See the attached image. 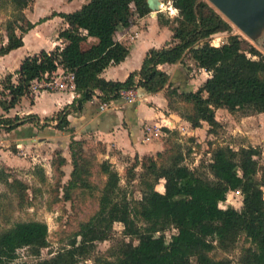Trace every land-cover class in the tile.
<instances>
[{"label": "trees", "instance_id": "obj_1", "mask_svg": "<svg viewBox=\"0 0 264 264\" xmlns=\"http://www.w3.org/2000/svg\"><path fill=\"white\" fill-rule=\"evenodd\" d=\"M30 1L0 0L12 8L11 17L5 23L7 40L0 45V55L22 45L23 33L31 26L24 22V8ZM170 1L178 11L174 18L177 24L171 25L174 42L149 48L140 68L131 71L124 80L105 79L100 73L108 64L117 63L127 55V45L116 39L115 32L119 26L129 25L134 15L149 12L147 0H86L73 11L52 12L67 23L57 34L63 46L24 56L16 70L17 81L12 82L11 74H7L2 82L7 89L3 94L8 97L0 98V105L3 109L14 106L29 92L33 79L50 74L60 65L73 72L75 91L79 95L56 112L55 126L58 128L66 126L72 131L67 119L70 108H80L84 101H92L96 90L100 101L108 102L122 98L120 89L134 84L145 92L164 88L170 108L177 109V100L188 103L190 111L180 114L194 127L206 121L210 135L221 125L215 114L217 107H225L230 112L245 107L263 112L264 57L261 52L237 34L213 44L210 36L231 29V24L206 0ZM157 17L161 18V14ZM170 21L165 19L166 24ZM90 35L95 36L97 42L82 49V41ZM183 55L199 67L213 69L196 89L179 90L158 67L160 63L176 62ZM30 120L43 126L38 116L32 114L0 117L7 130ZM74 143L78 141L70 137L73 168L67 186L78 182L88 185L82 175L88 172L87 167L79 163ZM163 150L133 158L132 167L140 163L145 175L141 198L133 203L119 187L117 169L101 162L100 169L106 179L98 209L88 220L79 223L69 247L58 251L48 261L36 264H74L78 255L87 254L96 241L108 237L114 221L121 222L125 235L134 237L137 242L123 241L119 254L113 259L97 256L94 264H230L229 258L214 257L210 251L216 244L227 246L240 233L251 243L243 247L240 264H264V170L261 177H257L258 147H214L207 163L211 177L183 163L181 151L170 155L167 164H158L156 156H162ZM60 160L63 163L66 159L62 156ZM38 169L42 174L41 168ZM0 180L22 196L26 185L16 177L10 179L8 171L1 166ZM160 180L163 190L156 188ZM234 190L242 195L240 208L222 207L220 201ZM138 220L143 223L138 224ZM169 226L176 231L167 239L164 230ZM47 234V223L39 219L17 220L3 228L0 231V264H29L15 259L17 248L26 246L32 254H38L48 244Z\"/></svg>", "mask_w": 264, "mask_h": 264}, {"label": "rangeland", "instance_id": "obj_2", "mask_svg": "<svg viewBox=\"0 0 264 264\" xmlns=\"http://www.w3.org/2000/svg\"><path fill=\"white\" fill-rule=\"evenodd\" d=\"M163 6L160 7L161 18H158L160 24H166L165 19L171 20L169 25H176L177 9L171 6L170 0H161ZM215 9L216 7L206 0ZM42 2V5L49 6L48 12L56 10L55 7L64 8L67 5L66 0H31L25 7V13L31 15L36 20L34 14V5ZM168 2V3H167ZM217 10V9H216ZM12 8L7 2H0V36L5 29L7 19L11 17ZM224 18L225 15L217 10ZM32 13V14H30ZM156 14V13H155ZM227 19V18H226ZM228 20V19H227ZM27 21H30L27 18ZM229 21V20H228ZM25 22V20H24ZM231 29L214 33L210 36L213 44H219L227 40L231 34H237L248 39L264 57V21L260 24V30L254 37L243 33L234 23L229 21ZM25 24H29L26 23ZM59 22H52L54 26L50 40L57 38ZM1 39V37H0ZM83 46V44H81ZM250 55V53H248ZM252 57L257 58L256 55ZM191 61V60H190ZM187 63V60H184ZM193 63V61H191ZM185 69L188 78L193 79V84L187 88L194 89L208 75L213 72L212 68L199 69L194 63ZM65 75V73H63ZM65 82L68 77L63 76ZM178 81L176 80L175 83ZM193 85V86H192ZM179 89H183L180 85ZM100 101V100H99ZM179 113L190 111V105L177 100L175 103ZM74 109L71 107V110ZM222 116V123L216 129V133L209 135L200 141L195 136H182L177 130L167 131L166 149L162 156H156L158 164H167L170 161V155L181 151L183 163L194 169L197 173L211 177L207 163L211 158L212 149L218 145H229L234 149L248 145L257 146L258 170L257 177H261L264 170V112H257L251 108H237L229 112L225 107L218 111ZM1 122V121H0ZM55 123H46L53 129L49 135L50 144L38 146L37 141L29 145H19L11 143L13 132L7 131L4 125H0V138L6 139L3 142L4 153H0V166L4 167L9 174L10 179L16 177L26 185L22 196L16 190L10 189L6 183L0 180V231L10 226L17 220L39 219L45 221L48 226L47 240L48 244L42 247L38 254H32L26 247H20L16 250V260L26 261L29 264H36L38 261H48L49 258L70 246V240L79 227V223L88 220L99 207V196L106 174L101 171L100 163L107 162L113 165L119 172V187L133 203L141 198L145 177L141 164L132 167L133 158L126 155H119L115 162L104 157L102 154V142L93 137L74 138L73 131L66 126L58 128ZM3 130V131H2ZM70 137L78 141L74 143L79 163L86 165L87 173L82 174L87 179L88 185L74 184L67 186L70 179V173L73 163L70 155ZM7 144V145H5ZM9 147V149H7ZM66 155V160L62 163L61 157ZM13 155L15 160H13ZM41 168L42 174L38 168ZM183 185V181H181ZM162 180L156 184V188L163 190ZM242 195L239 190L229 191L226 199L220 201V205L225 207L233 205L236 208L241 206ZM142 224L141 220L137 221ZM124 226L119 221L112 223L109 235L106 239L96 241L93 250L87 254L78 255L74 264H94V258L97 256L113 259L119 254V247L123 241L132 240L136 243L134 237L127 236L123 232ZM176 228L169 226L164 230L168 239ZM79 237H77V240ZM217 243L216 241H214ZM251 245L250 241L240 233L236 239L225 247L218 244L211 249L210 254L214 257H227L230 264H240V256L243 247Z\"/></svg>", "mask_w": 264, "mask_h": 264}, {"label": "crops", "instance_id": "obj_3", "mask_svg": "<svg viewBox=\"0 0 264 264\" xmlns=\"http://www.w3.org/2000/svg\"><path fill=\"white\" fill-rule=\"evenodd\" d=\"M66 1V7L63 9L55 7L56 10L54 9L49 13H47L49 6L44 7L42 2L35 4L36 20L31 15L26 14V8H24L25 22L31 26L23 33L22 45L0 55L1 99L8 97L7 94H3L7 93V89L3 88L2 83L5 76L11 74V81L14 83L17 81L16 70L24 56L37 53L41 49L49 51L55 46H63L61 38L57 37L53 41L50 40L53 30L51 28H54L51 23L59 22L58 27L62 25L61 28L65 27L67 23L62 16L52 15V12L73 11L86 0ZM160 10H150L143 15H134L133 21L129 25L117 28L115 37L127 45L128 53L119 62L108 64L100 73L102 77L124 80L131 71L140 68L143 57L149 48H158L174 42L171 26L158 22L157 14ZM174 10H176L175 7ZM27 18L30 21H27ZM1 32L3 34L0 36V45L7 40L5 30H1ZM96 42L97 38L90 35L82 41L83 46L81 45V47L86 49ZM184 60H187V63H184ZM190 60L187 55H183L176 62L160 63L158 67L168 74V80L173 86L180 88L181 85L183 89L179 90H188V85L193 84V79L188 78L189 75L185 71V69L188 71V66L193 64ZM63 73L67 74L68 71L62 66H57L50 74L45 73L42 77L33 79L29 86V92L22 95L14 106L3 109L0 105V117L13 118L16 115L23 117L32 114L38 116L39 122L43 123V126H39L34 120H30L7 130L13 132L10 135L13 139L11 143L29 145L37 141L38 146L50 144L49 135L53 133V129L45 122L53 125L56 122V112L62 109L64 105L70 104L79 95L70 78L67 82L64 81ZM176 80L177 83H175ZM47 81L54 83V85L46 86ZM199 85L195 86L194 89ZM99 100L98 96H94L92 101H84L80 108L72 110L70 108L67 119L73 128L74 138L94 136L102 142L104 157L113 162L117 160L119 155L134 158L135 155L142 157L163 150L166 145L167 131L170 132L172 129L177 130L182 136H195L198 141L210 135L207 132L209 124L206 121H202L200 126L194 127L177 109L168 106L164 88L155 92H145L137 88L132 100H125L123 97L111 99L106 103L104 102L102 108L97 105ZM222 109L223 107L215 109L216 118L220 123H222V116L218 114V111ZM0 125L5 126L6 123L3 124L1 121ZM1 129L3 128L0 127ZM3 140L6 141V139L0 138V145H3ZM4 152L5 150L0 146V153ZM14 156L13 160H15Z\"/></svg>", "mask_w": 264, "mask_h": 264}, {"label": "water", "instance_id": "obj_4", "mask_svg": "<svg viewBox=\"0 0 264 264\" xmlns=\"http://www.w3.org/2000/svg\"><path fill=\"white\" fill-rule=\"evenodd\" d=\"M217 10L243 33L254 37L264 21V0H209ZM151 11L161 7V0H147Z\"/></svg>", "mask_w": 264, "mask_h": 264}, {"label": "built area", "instance_id": "obj_5", "mask_svg": "<svg viewBox=\"0 0 264 264\" xmlns=\"http://www.w3.org/2000/svg\"><path fill=\"white\" fill-rule=\"evenodd\" d=\"M64 76L70 78L72 80V82H73V72L72 71H68V73L65 74ZM137 80H138V76L135 77V81H137ZM45 85L51 87L52 85H54V83H51L50 81H47L45 83ZM137 88L138 87L136 86V84H134V85H132L129 88L120 89L119 93H120L121 97H123L125 100H129L130 101V100H132L135 97ZM97 93H98V91L96 90V94H93V97L97 96ZM99 102H100L99 103L100 108H102L104 106V104L106 103V102L104 103L102 101H99Z\"/></svg>", "mask_w": 264, "mask_h": 264}, {"label": "bare ground", "instance_id": "obj_6", "mask_svg": "<svg viewBox=\"0 0 264 264\" xmlns=\"http://www.w3.org/2000/svg\"><path fill=\"white\" fill-rule=\"evenodd\" d=\"M161 6H163V2L161 3Z\"/></svg>", "mask_w": 264, "mask_h": 264}]
</instances>
